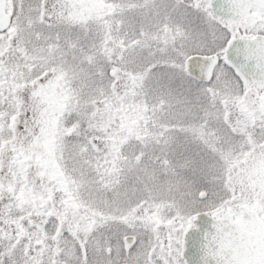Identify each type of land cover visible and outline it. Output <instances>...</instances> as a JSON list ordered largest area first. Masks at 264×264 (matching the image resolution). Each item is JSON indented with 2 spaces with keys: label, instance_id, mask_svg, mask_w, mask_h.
Listing matches in <instances>:
<instances>
[{
  "label": "snow or ice",
  "instance_id": "snow-or-ice-1",
  "mask_svg": "<svg viewBox=\"0 0 264 264\" xmlns=\"http://www.w3.org/2000/svg\"><path fill=\"white\" fill-rule=\"evenodd\" d=\"M0 264H264V0H0Z\"/></svg>",
  "mask_w": 264,
  "mask_h": 264
}]
</instances>
